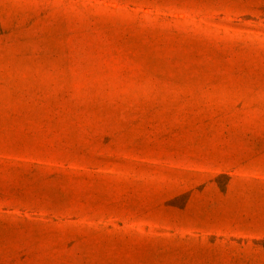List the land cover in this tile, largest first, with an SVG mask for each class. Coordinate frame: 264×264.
I'll list each match as a JSON object with an SVG mask.
<instances>
[{
    "label": "rangeland",
    "instance_id": "obj_1",
    "mask_svg": "<svg viewBox=\"0 0 264 264\" xmlns=\"http://www.w3.org/2000/svg\"><path fill=\"white\" fill-rule=\"evenodd\" d=\"M0 264H264V0H0Z\"/></svg>",
    "mask_w": 264,
    "mask_h": 264
}]
</instances>
